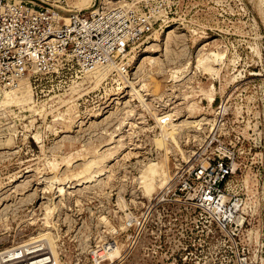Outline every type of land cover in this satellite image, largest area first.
<instances>
[{"label":"rangeland","instance_id":"374dc122","mask_svg":"<svg viewBox=\"0 0 264 264\" xmlns=\"http://www.w3.org/2000/svg\"><path fill=\"white\" fill-rule=\"evenodd\" d=\"M65 2L104 58L1 90L0 264H264V0Z\"/></svg>","mask_w":264,"mask_h":264},{"label":"built area","instance_id":"2783aa9c","mask_svg":"<svg viewBox=\"0 0 264 264\" xmlns=\"http://www.w3.org/2000/svg\"><path fill=\"white\" fill-rule=\"evenodd\" d=\"M0 0V92L18 85L29 76L51 73L60 67L63 55L75 57L81 66L93 67L103 58L100 49V24L94 15L67 10L68 3L60 0ZM67 12V18L63 12ZM95 49L83 55L87 41ZM123 40H116L111 48H118ZM227 168L219 164L218 174L223 177ZM202 173L200 170L197 176ZM205 199L214 196L210 189Z\"/></svg>","mask_w":264,"mask_h":264},{"label":"bare ground","instance_id":"6f19581e","mask_svg":"<svg viewBox=\"0 0 264 264\" xmlns=\"http://www.w3.org/2000/svg\"><path fill=\"white\" fill-rule=\"evenodd\" d=\"M64 13V15H65V13H66V15H65V17L67 18V15H68V13L65 11V12H63ZM220 56V55H219ZM206 57V56H205ZM205 57H204V59H205ZM210 59V58H209ZM201 60V59H200ZM151 61H153V59L151 60ZM99 68H96V69H94L93 71H96V70H98ZM92 71V72H93ZM119 76V75H118ZM14 88V87H13ZM12 88V89H13ZM134 90V89H133ZM135 91V90H134ZM136 93V92H135ZM5 94L8 96V94H9V92L8 91H6L5 92ZM26 94V93H25ZM23 95V96H26V95ZM10 95V94H9ZM139 96H141V95H139ZM13 97V96H12ZM22 97V96H21ZM9 98V97H8ZM26 100H28L29 98H25ZM24 101V100H23ZM5 102H6V100H5ZM164 133V132H163ZM160 177H159V179L160 180H163L164 178H163V175H165L166 176V174H164V170H163V173L161 174L160 173ZM63 188V187H62ZM59 191V190H58ZM50 236V235H49ZM39 238V237H38ZM38 238H35V240H37ZM51 238V237H50ZM34 239V238H33ZM52 239V238H51ZM34 240H32V242H33ZM36 242V241H35ZM48 242V241H47ZM52 244V243H51ZM32 245H34V244H32ZM50 245V244H49ZM40 247H39V244H35L34 246H32L29 250L28 249H25V250H23V252L21 253V255H17V253H15V252H11V253H8V255L7 254H5L4 256H3V258H2V261H3V263L4 264H47L48 262H51V260H50V258H49V256H47V254L46 255H44V251H41V249L42 248H40V250H38ZM55 255V254H54ZM55 259H56V257H55ZM54 260V259H53ZM57 261V260H56ZM57 263V262H56ZM51 264H52V262H51ZM54 264H55V262H54ZM58 264V263H57Z\"/></svg>","mask_w":264,"mask_h":264}]
</instances>
